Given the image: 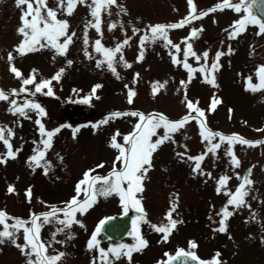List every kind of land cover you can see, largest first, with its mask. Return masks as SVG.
I'll return each mask as SVG.
<instances>
[{
	"label": "rangeland",
	"instance_id": "1",
	"mask_svg": "<svg viewBox=\"0 0 264 264\" xmlns=\"http://www.w3.org/2000/svg\"><path fill=\"white\" fill-rule=\"evenodd\" d=\"M218 2L220 0H193L196 9L194 15L197 18L190 19L182 27L166 29L171 41L179 48L173 49L170 45L165 47L163 39L158 38L145 43L143 58L137 61L136 55L140 51L139 36L146 32L147 26L181 20L188 12L187 0H117V5L122 4L125 12H120L116 5H111L109 11L101 10V32L98 34L91 26L87 29L90 58L83 54V40L85 23L94 22L87 6L91 0H87L86 4L77 2L71 15L57 10V18L68 22V33L74 31L75 34L66 53L55 56V50L50 46H37V50L23 55L15 53L13 46L23 38L16 31L20 23V8L15 5L14 0H0V90L9 92L17 89L15 94H10L9 101L0 100V126L7 125L13 131L10 143L13 150L19 149L15 158H7L4 164H0V209L10 216L27 220L29 210L41 212L48 210V206L52 204L62 206V201H67L75 194V183L84 170L92 168V174H106L112 167L117 152L109 147L111 135L118 130L120 135L117 140L123 143V135L131 131L138 119L130 114L109 118L106 123L97 125L93 130L91 125L112 111L159 112L174 120L188 113L184 101L186 95L205 110L209 129L225 135L237 133L245 139L264 140V89L251 91L244 87L245 77H249L252 84L258 82L255 69L264 64V34L256 35L258 27L249 24L236 38L228 37L229 26L243 15V11L237 13L224 7L203 17L198 16L200 10H206ZM230 2L238 3L239 0ZM57 3L58 0H46L49 8H56ZM41 11L44 12L43 7ZM109 22L115 25L111 30L108 29ZM133 26L140 29L135 35ZM193 28L199 31L195 36L188 37L187 43L197 54L207 50V66H211V59L217 50L223 53L218 58L219 68L213 73L215 85L205 82L198 70L189 81L187 70L182 66L185 61V41L182 38L187 37ZM125 37L131 39L122 47V55L130 66L124 67L119 62L121 53H117L113 58L119 76L117 78L106 63L96 67V61L103 60V57L94 51L93 42L100 39L105 47H114ZM229 48L232 49L231 52L228 51ZM9 51L13 52V66L21 71L24 78L33 69L36 70L33 73V84L24 86L29 89L27 92H19L21 80L9 71ZM250 51L252 55H249ZM170 53H174L181 63L173 65ZM66 59L72 60V64H66ZM187 63L198 69L205 60L203 56L200 61L189 56ZM61 67L65 71L59 81L50 80L52 96L44 94L47 92L46 88L39 93L35 92L36 82L41 78H50ZM181 80L186 81L184 86L180 85ZM153 81L166 83L152 94ZM93 84H100L101 87L84 103L82 98L89 95ZM126 84L135 92L132 103L127 100ZM213 96L218 97L220 103L212 112H207ZM13 98L17 104H22L25 99L39 103L46 112V115L40 117L46 129L59 128L65 124L64 128L54 134L51 147L45 152L44 159L51 165L47 174L42 167L33 169L26 163V158L33 154L34 148L43 147L40 143L42 136L35 124L36 110L25 109V116L7 111ZM83 108H88L87 114H82ZM72 115L76 117L72 118ZM191 115L194 116L195 113ZM76 126L79 127L73 137L72 128ZM157 133L162 135L163 129H157ZM155 138L154 136L153 139ZM218 139L219 137H213L212 142L215 143ZM226 148L225 141L216 149L215 155L208 151V141L199 136L195 119L187 121L172 134L170 140L158 146L151 157L152 167L142 182L143 191L137 194L145 210V220L140 222V228L147 244L143 249L132 252L130 259L122 256L113 259L112 264H156L157 261L163 264L168 259L164 253L172 255L177 248L193 251L203 260H208L219 252L220 264H264V243L261 242L264 238V144L250 146L234 142L233 153L239 160L236 167L231 165L230 157L225 155ZM5 151L7 149L0 142V155ZM206 151L207 155L200 162L205 175H200L199 170L193 174L195 162L187 157ZM178 153L185 155L181 157ZM101 162L103 166L96 168ZM249 169L253 184L245 197L248 206H240L233 211L226 220L225 232L214 231L219 222L217 213L227 199L223 189L234 191L239 183L237 174L243 177ZM208 173L211 175H207ZM221 175L228 176L229 180L222 186V191L217 193L216 181ZM8 184L14 186L13 193L7 192ZM29 186L31 197L27 198L25 189ZM82 198L83 193L78 199ZM170 200H174L176 205L172 218L181 222L169 233L167 240H163V233L154 231L148 222L164 221V213L170 207ZM229 209L232 210V206ZM122 211L115 194L98 197L83 215L76 214L83 227L73 223L70 229L57 233L55 241L50 233L58 225L44 224L40 230V238L42 242L50 244L46 253L52 255L63 252L65 255L57 264H91L97 253L95 248L88 250L86 242L96 223L105 216H117ZM128 212L137 214L131 208ZM7 222L12 223L11 220ZM68 231L73 233L70 239L67 237ZM16 239L17 243H23L22 229L17 233ZM98 239L102 248L107 249L112 244L100 235ZM60 240L64 243H59ZM189 240L195 242L194 249H189ZM120 242L134 243L130 236ZM27 259L10 240L0 243V264H27ZM96 264L101 262L96 260Z\"/></svg>",
	"mask_w": 264,
	"mask_h": 264
},
{
	"label": "snow or ice",
	"instance_id": "2",
	"mask_svg": "<svg viewBox=\"0 0 264 264\" xmlns=\"http://www.w3.org/2000/svg\"><path fill=\"white\" fill-rule=\"evenodd\" d=\"M86 4L87 0H58L56 8H49L46 5V0H14L15 5L20 8L19 15V25L16 28L18 34H21L23 38L19 39L18 43L13 46L16 54L23 55L25 53L37 50V46L43 48L50 46L55 50V54L64 55L67 51L68 46L72 42V36L75 34L68 33V22L65 19L57 18V10H62L64 13L71 15L74 8L77 5ZM35 3V7H34ZM253 0H239L238 3H231L230 0H220L217 4L206 10H200L198 13L199 17L205 16L207 13L213 12L218 9H223L224 7L230 8L237 13L243 11L238 19L232 22L229 26L230 30L227 35L230 39L236 38L240 33H243L246 26L251 24L258 27L256 35L264 34V17H257L251 11ZM116 5L120 12H125L126 9L122 4L117 5V0H91L88 3V9L91 17L94 18L93 21H88L84 25V50L83 54L86 58H90L88 48V37L87 29L89 26L94 27L96 32L99 34L101 32V10L107 12L109 11V6ZM44 8V12L41 8ZM188 12L179 21L175 23H156L147 26L146 32L139 36L140 51L136 55V60L140 61L143 58V50L146 42H152L158 38H162L164 41V46L169 45L173 49H178L179 46L173 43L169 38L166 29L182 27L184 24L188 23L190 19H196L197 15L193 0H187ZM119 14V13H117ZM215 22V21H214ZM114 23H108V29L111 30L114 27ZM123 31V28L121 29ZM140 29L133 26V35H135ZM198 29H191L188 32V36L182 38L185 43L183 47V56L185 61L182 66L187 70V77L190 81L193 77L195 71H199L203 80L210 85H215V77L213 75L214 71L219 68L218 58L223 55L220 50H217L215 56L211 59V66H207L208 52L205 50L201 54H197L192 50V47L187 43L188 37H193L197 34ZM150 33V35H149ZM61 38L63 40L61 41ZM131 37H125V39L119 41L114 47H105L100 39H96L93 42L94 51L100 53L103 60L96 61V67H101L106 63L107 68L112 71L113 75L119 78L114 67V57L117 53H121L119 62L124 67H129V63L124 59L122 55V47L128 43ZM251 49V45L249 46ZM229 52L232 51L231 48L228 49ZM171 62L173 65L181 63L178 61L174 53H170ZM252 55V52H249ZM191 56L196 61H200L203 56L205 63L200 64L198 69H194L192 65L187 63V58ZM7 60L9 65V71L15 75V77L20 78L21 84L19 92H27L29 89L25 88V85L33 84L35 76L33 73L36 71L33 69L26 78L21 74V71L13 66V52L9 51L7 54ZM72 60L66 59L65 63L68 65L72 64ZM65 71L63 67L59 68L50 78H41L39 82H36L35 92L39 93L43 89H47L45 95L52 96L53 90L50 85V80L59 81L61 74ZM258 82L255 84L250 83V78L245 77L244 87L246 90L257 91L259 89H264V64L258 65L255 69ZM138 75V74H136ZM135 82V75L133 76V83ZM165 82H152V94H155L158 89L163 88ZM181 86L186 84L185 80H181ZM101 87L100 84H93L89 95H85L82 99L84 103L89 101V96L94 95L96 89ZM127 91L128 103L133 102V97L135 92L133 89L129 88L128 85H124ZM74 91H76L74 89ZM17 89H11L9 92L0 90V100L9 101L10 94H15ZM185 107L188 113L182 115L178 119H169L165 114L159 112L144 113L141 111H131L121 112L112 111L109 112L103 119L96 121L91 126L93 130L96 129L97 125L104 124L109 118H116L120 116L131 115L137 117L134 126L131 131L123 135V143L118 142L117 137L120 135L117 130L114 132L109 141V147L116 149V155L112 162V167L104 175L92 174L94 169L89 168L83 171L82 176L76 181L74 186L75 194L71 195L67 201H62V206H57L52 204L48 206V210L41 212H32L29 210V215L27 220L22 219L18 216H10L3 209H0V243L10 240V242L19 249L20 253L26 256L27 264H57L60 258L65 255L63 252H56L55 254L49 255L46 253V248L50 247V244H46L41 241L40 230L44 224H55V230L50 233L52 240L55 241L57 233L65 232L70 229L73 223L83 227L82 221L76 218V214L79 213L83 215L88 208H90L97 200L98 197H108L115 194L119 198V204L121 205L123 211L121 215L128 212V210L134 209L137 214L132 215L131 229L127 232V235L133 238L134 243H112L109 244L108 248L100 247V240L98 235L102 230V226L106 221L110 220L111 217L105 216L96 223L94 230L87 239L86 248L88 250H93L95 248L97 255L94 257L91 264H96V260H99L101 264H112L113 259H119L122 256L129 258L132 252L139 251L143 249L147 241L141 234L140 222L145 220V210L142 207L141 199L138 197V193L143 191V181L146 179V173L152 167L151 157L154 151L157 150L158 146L163 142L170 140L172 134L177 132L182 128L185 123L189 120L195 119L199 127V136L202 140L208 141V151H211L213 155L216 153V149L221 146V143L227 142V148L225 155L230 157V162L233 167L238 166L239 160L233 153L232 145L234 142L238 141L241 145L255 146L257 144H264V140H250L245 139L237 133H231L225 135L219 131H213L207 127L205 120V110L197 106L196 102L188 99L184 96ZM220 103L218 97L213 96L210 98V103L207 108V112H212L215 106ZM25 109L36 110L35 124L38 126L37 130L42 136L40 143L43 147L38 149H33V154L26 158V163L30 168L35 169L36 167H42L45 174L48 172V168L51 166L50 162L44 159L45 152L51 147L52 137L59 128L65 127V125H60L59 128H52L50 130L46 129L41 122L40 117L46 115L45 109L32 99H25L22 104H17V101L13 98L7 108V111L20 116H25ZM195 115H191V113ZM231 109H229V113ZM79 126L72 128L73 137H75L76 131ZM163 129V134H158L157 129ZM259 131V129H257ZM14 135L13 131L7 127V125L0 126V142L7 151L0 155V164H4L7 158H15L19 149L13 150L10 143V138ZM156 137L153 139V137ZM219 137V139L213 143L212 138ZM175 142V141H173ZM177 155L183 157L185 153H178ZM207 155L206 152H202L198 155L188 156V160L195 162L192 167V173L195 174L199 170L200 175H205L204 171L200 168V162ZM103 166V162L97 164L95 167L100 168ZM250 171L247 170L243 177L237 174L239 183L235 186L234 191H230L227 188L223 190L226 193L227 199L223 206L220 207L217 215L219 216L218 227L214 231H219L221 233L226 231V220L233 214V211L240 206H248L245 197L248 195L249 188L253 184L250 179ZM207 175H211L208 173ZM229 177L226 175H221L216 181V192L220 193L222 191V186L226 185ZM7 192L13 193L15 191L12 184L7 185ZM83 193V198L78 199L80 194ZM25 196L27 198L31 197V186L25 189ZM39 200V197H37ZM170 207L164 213V221L159 223H149V226L158 233H163L161 239L167 240L169 233L176 227L178 221L172 218V212L176 205L174 200L169 201ZM232 206V210L229 209ZM58 214H63L62 216ZM42 218V219H41ZM255 216L253 215V219ZM11 220L12 223L9 224L7 221ZM22 229L23 233V243H17V233ZM73 233L67 232V237L70 239ZM59 243L63 244L64 241L60 240ZM262 243H264V238H262ZM189 249H194L196 244L194 241H188ZM165 256H168V260H180V264H220L218 257L219 252H216L208 260L199 259L193 251H185L183 248H177L175 257L169 255L165 252ZM156 264H161L157 261ZM163 264H168L167 261Z\"/></svg>",
	"mask_w": 264,
	"mask_h": 264
},
{
	"label": "water",
	"instance_id": "3",
	"mask_svg": "<svg viewBox=\"0 0 264 264\" xmlns=\"http://www.w3.org/2000/svg\"><path fill=\"white\" fill-rule=\"evenodd\" d=\"M255 15L259 17H264V0H253L251 7ZM131 228V220L128 215H122L119 218H111L106 221L102 226L101 232L110 239H120L124 237L128 230ZM175 257V255L173 256ZM168 264H180V260L168 261Z\"/></svg>",
	"mask_w": 264,
	"mask_h": 264
}]
</instances>
